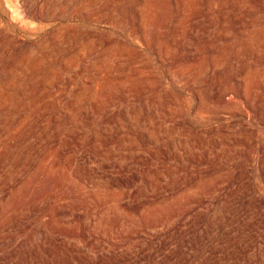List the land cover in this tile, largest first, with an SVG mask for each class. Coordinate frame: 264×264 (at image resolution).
<instances>
[{"label": "rangeland", "instance_id": "obj_1", "mask_svg": "<svg viewBox=\"0 0 264 264\" xmlns=\"http://www.w3.org/2000/svg\"><path fill=\"white\" fill-rule=\"evenodd\" d=\"M114 1L0 0V229L11 225L3 234L20 227L30 231L56 207L66 205L73 211L84 212L81 221L90 232L106 223L113 231H129L145 226L146 216L163 218L173 214L176 207L194 206V197L216 191L217 186L221 187L216 191L218 196L203 204L210 203V207L212 201L220 202L236 186L239 174L244 173L250 189L234 203L238 214L233 231H221L215 240L202 236L199 243V237L188 234L186 241L181 242L189 259L185 264H264V218H258L250 227L244 225V217H248L244 207L249 196L264 199V0ZM244 81L250 83L249 96L258 95L256 101L251 98L253 111L243 100H235L232 92L218 94L221 86L241 88ZM225 99L230 105L222 104ZM234 102L238 105L236 113L231 106ZM197 175H203L202 179H197ZM227 179L230 184H226ZM162 198L165 201L161 202ZM126 203L142 207L126 209ZM200 207L194 206V212L203 211ZM206 213H212L210 208ZM185 219L176 218V226ZM249 219L253 220H246ZM10 220L16 224H8ZM162 229L165 227L151 229L150 235L142 232L140 236L150 240ZM201 232L199 228L197 233ZM36 234L42 237L40 225ZM54 236L65 238L59 233ZM115 236L120 240L119 235ZM21 240L12 239L5 250L18 248ZM214 243L224 250L215 251Z\"/></svg>", "mask_w": 264, "mask_h": 264}, {"label": "bare ground", "instance_id": "obj_2", "mask_svg": "<svg viewBox=\"0 0 264 264\" xmlns=\"http://www.w3.org/2000/svg\"><path fill=\"white\" fill-rule=\"evenodd\" d=\"M9 1V0H8ZM114 1V0H113ZM146 1V0H145ZM176 1V0H175ZM189 1V0H188ZM217 1V0H215ZM232 1V0H231ZM236 1V0H235ZM115 2V1H114ZM212 2V1H211ZM225 2V1H224ZM108 3V2H107ZM184 3V2H182ZM214 3V2H213ZM217 3V2H216ZM219 3V2H218ZM234 3V2H233ZM264 3V2H263ZM115 4V3H114ZM146 4V3H145ZM174 4V2H173ZM187 4V3H186ZM223 4V3H222ZM239 4V3H238ZM130 5V4H129ZM143 5V4H142ZM192 5V4H191ZM190 5V7H191ZM209 5V4H208ZM230 5V4H229ZM147 6V4H146ZM151 6V5H150ZM214 6V5H213ZM217 6V5H216ZM245 6V5H244ZM243 6V7H244ZM208 7V6H206ZM246 7V6H245ZM111 8V7H110ZM141 8V7H140ZM153 8V7H152ZM212 8V6H211ZM220 8V7H219ZM239 8V7H238ZM143 9V8H142ZM195 9V8H194ZM232 9V8H231ZM236 9V8H235ZM234 9V10H235ZM242 9V8H241ZM262 9V8H261ZM212 10V9H211ZM215 10V9H214ZM254 10V9H253ZM114 11V10H113ZM112 11V12H113ZM142 11V10H140ZM139 11V12H140ZM184 11V10H183ZM218 11V10H217ZM226 11V10H225ZM228 11V9H227ZM231 11V10H230ZM229 11V12H230ZM239 11V10H238ZM246 11V10H245ZM111 12V13H112ZM203 12V11H202ZM216 12V11H215ZM224 12V10H223ZM107 13V12H106ZM109 13V14H111ZM255 13V11L253 12ZM259 13V11H258ZM264 13V12H263ZM189 14V13H188ZM211 14V13H210ZM243 14V13H242ZM241 14V15H242ZM260 14V13H259ZM112 15V14H111ZM218 15V12H217ZM184 16V15H183ZM182 16V17H183ZM243 16V15H242ZM254 16V15H253ZM256 16V15H255ZM119 17V16H118ZM122 17V15H121ZM213 17V16H212ZM219 17V16H217ZM111 18V17H110ZM124 18V17H123ZM211 18V16H210ZM226 18V17H224ZM233 18V17H232ZM241 18V17H239ZM247 18V17H246ZM112 19V18H111ZM120 19V17H119ZM125 19V18H124ZM242 19V18H241ZM245 19V17H244ZM251 19V17H250ZM259 19V18H258ZM183 20V19H182ZM213 20V19H212ZM211 20V21H212ZM236 20V19H234ZM248 20V19H246ZM261 20V18H260ZM115 21V20H114ZM117 21V20H116ZM126 21V20H125ZM233 21V20H232ZM238 21V20H237ZM243 21V20H241ZM245 21V20H244ZM254 21V20H253ZM264 21V18H263ZM113 22V20H112ZM142 22V21H141ZM140 22V23H141ZM179 22V20H178ZM189 22V21H188ZM226 22V21H225ZM234 22V21H233ZM129 23V22H128ZM213 23V22H211ZM254 23V22H253ZM192 23L190 22V25ZM245 24V23H241ZM260 24V23H259ZM118 25V24H117ZM195 25V24H194ZM214 25V24H213ZM212 25V26H213ZM225 25H227L225 23ZM249 25V24H248ZM123 26V24H122ZM130 26V25H129ZM128 26V27H129ZM134 26V25H133ZM223 26V25H222ZM243 26V25H242ZM257 26V25H256ZM185 27V26H184ZM263 27V25H262ZM136 28V26H135ZM250 28V27H249ZM259 28V27H257ZM156 29V28H155ZM185 29V28H184ZM208 29V28H207ZM210 29V27H209ZM220 29V28H219ZM256 29V27H255ZM263 29V28H262ZM64 30V29H63ZM162 30V29H161ZM160 30V31H161ZM176 30V29H175ZM251 30V29H250ZM130 31V30H129ZM134 31V30H131ZM226 31V30H225ZM253 31V30H252ZM62 32V31H61ZM136 32V31H135ZM177 32V31H176ZM183 32V31H182ZM189 32V31H188ZM207 32V31H206ZM245 32V31H244ZM260 32V31H259ZM187 33V32H186ZM214 33V31H213ZM234 33V32H233ZM232 33V34H233ZM243 32H241L242 34ZM62 34V33H61ZM60 34V35H61ZM183 34V33H180ZM220 34V33H219ZM250 34V33H249ZM158 35V33H157ZM179 35V34H178ZM184 35V34H183ZM217 35V34H216ZM259 35V34H258ZM262 35V34H261ZM74 36V35H73ZM228 36V35H227ZM247 36V35H246ZM139 37V36H137ZM255 37V36H254ZM4 38V37H3ZM178 38V37H177ZM214 38V37H213ZM243 38V37H242ZM56 39V38H55ZM54 39V40H55ZM107 39V37H106ZM126 39V38H125ZM158 39V38H157ZM250 39V37H249ZM252 39V38H251ZM47 40V39H45ZM82 40V39H81ZM187 41V40H186ZM252 41V40H251ZM264 42V41H263ZM17 43V42H16ZM25 43V42H24ZM33 43V42H32ZM161 43V42H160ZM229 43V42H228ZM259 43V42H258ZM13 44V43H12ZM31 44V42H30ZM32 45V44H31ZM34 45V44H33ZM75 45V44H74ZM158 45V44H157ZM164 45V44H163ZM257 45V44H256ZM23 46V45H22ZM43 46V45H41ZM156 46V45H155ZM161 47V45H159ZM21 47V46H20ZM19 47V48H20ZM24 47V46H23ZM121 46H119L118 48H120ZM194 47V46H193ZM251 47V46H250ZM28 48V47H27ZM55 48V47H54ZM52 48V49H54ZM114 48V47H113ZM112 48V49H113ZM166 47H164L165 50ZM169 48V47H168ZM182 48V47H181ZM242 48V47H241ZM252 48V47H251ZM264 48V47H262ZM167 49V48H166ZM175 49V48H174ZM183 49V48H182ZM11 50V49H10ZM17 50V49H16ZM40 50V49H39ZM115 50V49H114ZM176 50V49H175ZM240 50V48H239ZM256 50V49H255ZM19 51V50H18ZM49 51V50H48ZM126 51V50H125ZM10 52V51H9ZM55 52V51H54ZM261 52V51H260ZM30 53V52H29ZM59 53V52H58ZM113 53V52H112ZM165 53V51H164ZM180 53L183 54V52L181 51ZM8 54V53H7ZM31 54V53H30ZM36 54V53H35ZM47 54V53H46ZM111 54V53H110ZM57 55V54H56ZM56 55L54 58H56ZM128 55V54H127ZM165 55V54H164ZM180 55V54H179ZM187 55V54H185ZM27 56V55H26ZM141 56V55H140ZM160 56V55H159ZM166 56V55H165ZM168 56V54H167ZM25 57V56H24ZM30 57V56H29ZM45 57H49V56H45ZM126 57V56H125ZM207 57V56H206ZM259 58V57H258ZM7 59V58H6ZM52 59V58H51ZM205 58H203L204 60ZM19 60V59H18ZM24 60V59H23ZM20 60V61H23ZM41 60V59H40ZM49 60V59H47ZM63 60V59H62ZM146 60V59H145ZM152 61V59H150ZM170 60V59H169ZM181 60V58H180ZM187 60V59H186ZM51 62V60H49ZM131 61V60H130ZM142 61V60H141ZM144 61V60H143ZM147 61V60H146ZM179 61V60H178ZM184 61V60H182ZM17 62V61H16ZM64 62V61H63ZM224 62V61H223ZM26 63V62H25ZM41 63V62H39ZM202 64V62H200ZM9 64V63H8ZM30 64V63H29ZM38 64V63H37ZM36 64V65H37ZM134 64V63H132ZM12 65V64H11ZM10 65V66H11ZM51 65V64H50ZM49 65V66H50ZM101 65V64H100ZM98 65V66H100ZM138 65V64H137ZM171 65V64H170ZM189 65V64H188ZM186 65V66H188ZM13 66V65H12ZM54 66V65H53ZM110 66V65H109ZM121 66V65H120ZM154 66V65H153ZM182 66V65H181ZM180 66V67H181ZM184 66V65H183ZM197 66V65H196ZM199 66V65H198ZM202 67V65H200ZM14 67V66H13ZM90 67V66H89ZM177 67V66H176ZM189 67V66H188ZM191 67V66H190ZM221 67V66H220ZM23 68V67H22ZM35 69V67H33ZM97 68V67H96ZM101 68V67H99ZM110 68V67H108ZM107 68V69H108ZM129 68V67H128ZM127 68V69H128ZM200 68V67H199ZM12 69V68H11ZM51 69V68H50ZM49 71H53L50 70ZM145 69V68H144ZM148 69H152V68H148ZM178 69V68H177ZM186 69V67H185ZM193 69V68H192ZM191 69V70H192ZM228 69V68H227ZM86 70V69H85ZM115 70V69H114ZM121 70V69H120ZM132 70V69H130ZM141 70V69H140ZM146 70V69H145ZM144 70V71H145ZM149 70V71H150ZM154 70V69H153ZM189 70V69H188ZM255 69H253L254 71ZM32 71V70H31ZM83 71V70H82ZM96 71V70H95ZM110 71V70H109ZM125 71V70H124ZM139 71V70H138ZM173 71V68H172ZM11 72V71H10ZM41 72V71H39ZM86 72V71H85ZM111 72V71H110ZM133 72V71H132ZM143 72V71H141ZM190 72V71H189ZM195 72V70H194ZM222 72V71H221ZM247 72V71H246ZM31 73V72H30ZM52 73V72H51ZM50 73V74H51ZM105 73V72H104ZM107 73V72H106ZM123 73V72H122ZM183 73V71H182ZM198 73V72H197ZM219 73V72H218ZM250 73V72H248ZM53 74V73H52ZM125 74V73H124ZM145 74V73H144ZM152 74V73H151ZM92 75V74H91ZM98 75V74H97ZM100 75V74H99ZM103 75V74H102ZM129 75V74H128ZM141 75V74H140ZM150 75V74H149ZM160 75V74H159ZM174 75V74H173ZM193 75V74H192ZM40 76V75H39ZM169 76V75H168ZM232 76V75H231ZM250 76V75H249ZM10 77V76H9ZM12 77V76H11ZM90 77V76H88ZM113 77V76H111ZM132 77V76H131ZM139 77V76H138ZM180 77V76H179ZM199 77V74H198ZM218 77V76H217ZM1 78V77H0ZM24 78V77H23ZM87 78V77H86ZM107 78V77H106ZM119 78V77H118ZM193 78V77H192ZM191 78V79H192ZM195 78V77H194ZM208 78V77H207ZM109 79V78H108ZM123 79V78H122ZM126 79V77L124 78ZM123 79V80H124ZM132 79V78H131ZM156 79V78H155ZM160 79V78H159ZM14 80V79H13ZM12 80V81H13ZM23 80V79H22ZM90 80V79H89ZM113 80V79H112ZM152 80V78H151ZM215 80V79H214ZM17 81V80H16ZM15 81V82H16ZM85 81V80H84ZM88 81V80H87ZM86 81V82H87ZM93 81V80H92ZM103 81V80H102ZM115 81V80H114ZM143 81V80H142ZM192 81V80H191ZM212 81V80H211ZM24 82V81H23ZM46 82V81H44ZM43 82V84H44ZM129 82V81H128ZM145 82V81H144ZM190 82V81H189ZM210 82V81H209ZM213 82V81H212ZM19 83V81H18ZM47 83V82H46ZM100 83V82H99ZM105 83V82H104ZM107 83V82H106ZM105 83V84H106ZM153 83H155V81H153ZM163 83V82H162ZM161 83V84H162ZM207 83V82H206ZM9 84V83H8ZM12 84V83H11ZM15 84V83H14ZM12 84V85H14ZM97 84V83H96ZM103 85V83H101ZM126 84V82L124 83ZM205 84V83H204ZM229 84V83H228ZM231 84V83H230ZM10 85V84H9ZM19 85V84H18ZM17 85V86H18ZM119 85V84H118ZM116 85V86H118ZM237 85V84H236ZM235 85V86H236ZM5 86V85H3ZM8 86V85H6ZM15 86V85H14ZM105 86V85H104ZM158 86V85H157ZM173 86V85H172ZM171 86V87H172ZM213 86V85H212ZM218 86V85H217ZM221 86V85H220ZM2 87V85H1ZM20 87V86H19ZM18 87V88H19ZM26 87V86H25ZM97 87V86H96ZM143 87V86H142ZM141 87V88H142ZM175 87V86H173ZM207 87V86H206ZM219 87V86H218ZM5 88V87H4ZM83 88V87H82ZM97 89V88H96ZM135 89V88H134ZM140 89V88H137ZM211 89V88H210ZM249 89H250V83L248 81H244V86L240 88V86L238 87V85L236 87H233V85H223L220 87L218 94L220 96L224 95V94H229L232 92L233 97H235L236 99H240L243 100L246 104V107L249 108L250 110H254L253 108V99L254 101H256V97H258V95H256L254 93V96L250 97L249 96ZM16 90V89H15ZM14 90V91H15ZM116 90V89H115ZM133 90V89H132ZM136 90V89H135ZM134 90V92H135ZM150 90V89H149ZM49 91V90H48ZM57 91V90H56ZM80 91V90H79ZM92 91V90H91ZM131 91V90H130ZM164 91V90H163ZM177 91V90H176ZM197 91V90H195ZM6 92V90H5ZM13 92V91H12ZM25 92V91H24ZM61 92H63L61 90ZM141 92V91H140ZM255 92V91H254ZM23 93V92H22ZM143 93V92H142ZM217 93V92H216ZM1 94V93H0ZM8 94V93H7ZM42 94V92H41ZM97 94V93H96ZM157 94V92H156ZM159 94V92H158ZM198 94V93H197ZM15 95V94H13ZM17 95V94H16ZM50 95V94H49ZM53 95V94H52ZM57 95V94H56ZM81 95V94H79ZM137 95V94H136ZM143 94H141L142 96ZM8 96V95H6ZM11 96V95H10ZM48 96V95H47ZM124 96V95H123ZM154 96V95H153ZM216 97V95H213V97ZM218 96V97H219ZM51 97V96H50ZM55 97V94L54 96ZM77 97V96H76ZM118 97V96H117ZM155 97V96H154ZM7 98V97H5ZM4 98V99H5ZM16 98V97H15ZM49 98V97H48ZM79 98V97H77ZM122 98V99H121ZM120 99L123 100V97H121ZM141 98V97H140ZM223 98V96H222ZM230 99V97H228ZM226 98V99H228ZM119 99V98H118ZM128 99V98H127ZM137 99V98H136ZM184 99V98H183ZM214 99V98H213ZM212 99V100H213ZM224 99V98H223ZM224 100L222 102L223 105L228 106L230 105V102L227 100ZM228 99V100H229ZM233 99V98H232ZM261 99V98H260ZM47 100V99H46ZM81 100V99H80ZM117 100V98L115 99ZM143 100V99H142ZM152 100V99H151ZM150 100V101H151ZM185 100V99H184ZM218 100V99H217ZM2 101V99H1ZM10 101V100H8ZM7 101V102H8ZM12 101V100H11ZM119 101V100H118ZM177 101V100H176ZM214 101V100H213ZM220 102V100H218ZM6 102V100H5ZM24 102V101H23ZM32 102V101H31ZM45 102V101H44ZM94 102V101H93ZM172 102V101H171ZM178 102V101H177ZM241 102V101H240ZM9 103V102H8ZM11 103V102H10ZM13 103V102H12ZM42 103V102H41ZM51 103H54L53 101ZM56 103V102H55ZM58 103V102H57ZM113 103V102H112ZM126 103V102H125ZM138 103V102H137ZM158 103V102H157ZM175 103V102H174ZM218 104V102H216ZM235 104L231 105L233 107L232 111L235 109V107H237V103L234 102ZM3 104V102L1 103ZM5 104V103H4ZM72 104V103H71ZM102 104V103H101ZM114 104V103H113ZM118 104V103H117ZM173 104V103H172ZM176 104V103H175ZM187 104V103H186ZM207 104V103H205ZM220 104V103H219ZM10 105V104H9ZM16 105V104H15ZM55 105V104H54ZM53 105V106H54ZM104 105V104H103ZM166 105V104H165ZM171 105V104H170ZM241 105V104H240ZM7 106V105H5ZM51 106V107H53ZM168 106V105H167ZM172 106V105H171ZM176 106V105H175ZM186 106V105H185ZM184 106V107H185ZM219 106V105H218ZM245 106V105H244ZM243 106V107H244ZM261 106V105H260ZM4 107V106H3ZM14 107V106H12ZM11 107V108H12ZM50 107V106H49ZM173 107V106H172ZM177 107V106H176ZM179 107V106H178ZM210 107V106H209ZM262 107V106H261ZM43 108V107H42ZM57 108V106H56ZM55 108V109H56ZM72 108V107H71ZM78 108V106H77ZM80 108V106H79ZM112 108V107H111ZM259 108V107H258ZM44 109V108H43ZM48 109V108H46ZM66 109V108H65ZM76 109V108H75ZM212 109V108H211ZM224 109V108H223ZM10 110V108H9ZM8 110V111H9ZM13 110V109H12ZM15 110V109H14ZM13 110V111H14ZM68 110V109H67ZM70 110V109H69ZM74 110V108H73ZM166 110V109H165ZM169 110V109H168ZM179 110V109H178ZM218 110V109H217ZM23 111V110H22ZM42 111V110H40ZM54 111V110H53ZM75 111V110H74ZM73 111V112H74ZM80 111V110H79ZM123 111V110H122ZM170 111V110H169ZM173 111V110H172ZM193 111V110H192ZM216 111V109H215ZM226 111V110H225ZM249 111V110H248ZM52 112V111H51ZM63 112V111H62ZM70 112V111H69ZM84 112V111H83ZM90 112V111H89ZM180 112V111H179ZM237 112V109L234 110V113ZM18 113V112H17ZM31 113V112H30ZM64 113V112H63ZM137 113V112H136ZM139 113V112H138ZM249 113V112H248ZM252 113V112H250ZM7 114V113H6ZM48 114V113H46ZM75 114V113H74ZM85 114V113H84ZM153 114V113H152ZM155 114V113H154ZM180 114V113H179ZM239 114V113H238ZM255 114V113H254ZM17 115V114H16ZM57 115V114H56ZM55 115V116H56ZM76 115V114H75ZM114 115V114H113ZM116 115V114H115ZM241 115V114H240ZM245 115V114H244ZM13 116V115H12ZM70 116V115H69ZM77 116V115H76ZM76 116H74L73 119L76 118ZM81 116V115H80ZM149 116V115H148ZM155 116V115H154ZM220 116V115H219ZM256 116V115H255ZM33 117V115H32ZM109 117V116H108ZM157 117V115H156ZM218 117V116H217ZM222 117V115H221ZM230 117V116H229ZM237 117V116H236ZM257 117V116H256ZM26 118V117H25ZM36 118V117H35ZM45 118V117H44ZM85 118V117H84ZM228 118V117H227ZM234 118V117H233ZM5 119V118H4ZM21 119V118H19ZM54 119V118H53ZM57 119V118H56ZM79 119V117H78ZM147 119V117H146ZM171 119V118H170ZM217 119V118H216ZM224 119V118H223ZM222 119V120H223ZM226 119V118H225ZM224 119V120H225ZM240 119V118H239ZM243 119V118H242ZM252 119V118H251ZM12 120V119H11ZM107 120V119H105ZM114 120V119H113ZM112 120V121H113ZM221 120V119H220ZM52 121V120H51ZM63 121V120H62ZM70 121V120H69ZM74 121V120H73ZM82 121V120H81ZM94 121V120H92ZM239 121V120H238ZM244 121V119H243ZM242 121V122H243ZM40 122V121H39ZM54 122V120H53ZM58 122V121H57ZM61 122V121H60ZM91 122V121H90ZM107 122V121H106ZM160 122V121H159ZM173 122V121H172ZM236 122V121H235ZM240 122V121H239ZM241 122V123H242ZM252 122V121H251ZM5 123V121L3 122ZM109 123V122H108ZM107 123V124H108ZM220 123V122H219ZM231 123V122H230ZM66 124V123H64ZM86 124V123H85ZM90 124V123H89ZM92 124V123H91ZM122 124V123H121ZM120 124V125H121ZM19 125V124H18ZM17 125V127H18ZM33 125V123H32ZM119 125V126H120ZM68 126V125H67ZM149 126V125H148ZM240 126V125H238ZM35 127V126H34ZM61 127V125H60ZM88 127V126H87ZM30 128V127H29ZM73 128V127H72ZM15 129V128H14ZM56 129V128H55ZM6 130V129H5ZM18 130V129H16ZM15 130V131H16ZM35 130V129H34ZM40 130V129H39ZM69 130V129H68ZM67 130V131H68ZM134 131V129H132ZM247 130V128H246ZM2 131V130H1ZM0 131V132H1ZM11 131V130H10ZM50 131V130H49ZM65 131V130H64ZM132 131V132H133ZM14 132V130H13ZM53 132V131H52ZM78 132V131H77ZM94 132V131H93ZM118 132V131H117ZM23 133V131H22ZM38 133V132H37ZM64 133V132H63ZM62 133V134H63ZM115 133V132H114ZM21 134V133H20ZM28 134V133H26ZM36 134V133H34ZM71 134V133H70ZM124 134V133H123ZM127 134V133H126ZM142 134V133H141ZM8 135V134H7ZM121 135V134H120ZM119 135V136H120ZM129 135V134H127ZM138 135V134H137ZM154 135V134H153ZM257 135V134H256ZM61 136V135H60ZM90 136V135H89ZM104 136V135H103ZM130 136V135H129ZM144 136V135H143ZM170 136H173L172 134ZM217 136V135H216ZM44 137V136H43ZM72 137V136H71ZM106 137V136H105ZM122 137V136H120ZM159 137V136H158ZM194 137V136H193ZM215 137V136H214ZM257 137V136H256ZM26 138V137H25ZM73 138V137H72ZM108 138V137H107ZM118 138V137H117ZM128 138V136H127ZM139 138V137H138ZM137 138V140H139ZM143 138V137H142ZM172 138V137H171ZM170 138V139H171ZM179 138V137H178ZM188 138V137H187ZM248 138V137H247ZM50 139V137H49ZM65 139V138H64ZM109 139V138H108ZM147 139V138H146ZM192 139V138H191ZM206 139V138H205ZM91 140V139H90ZM127 140V139H126ZM134 140V139H133ZM136 140V141H137ZM148 140V139H147ZM145 140V141H147ZM162 140V139H160ZM193 140V139H192ZM249 140V138L247 139ZM8 141V140H7ZM6 141V142H7ZM35 141V140H34ZM67 141V140H66ZM69 141V140H68ZM86 141V140H85ZM104 141V139H103ZM118 141V140H117ZM116 141V142H117ZM140 141V140H139ZM159 141V140H158ZM179 141V140H178ZM207 141V140H206ZM205 141V142H206ZM246 141V139H245ZM14 142V141H13ZM41 142V141H40ZM94 142V141H93ZM143 142V141H142ZM151 142V141H150ZM169 142V141H168ZM190 142V141H189ZM201 142V141H200ZM247 142V141H246ZM251 142V141H249ZM12 143V142H11ZM15 143V142H14ZM114 143V142H113ZM144 143V142H143ZM184 143V142H183ZM191 143V142H190ZM68 144V143H67ZM73 144V143H72ZM81 144V143H80ZM132 144V143H131ZM135 144V143H134ZM140 144V143H138ZM137 144V146H138ZM153 144V143H152ZM172 144V143H171ZM185 144V143H184ZM10 145V144H9ZM36 145V144H35ZM74 145V144H73ZM105 145V144H104ZM129 145V144H128ZM143 145V144H142ZM164 145V144H163ZM191 145V144H190ZM198 145V144H197ZM7 146V145H4ZM13 146V145H12ZM11 146V147H12ZM76 146V145H75ZM123 146L125 147V145L123 144ZM130 146V145H129ZM148 146V145H147ZM171 146V145H170ZM184 146V145H183ZM182 146V148H183ZM193 146H195V144H193ZM192 146V147H193ZM206 146V145H205ZM249 146V145H248ZM96 147V146H95ZM107 147V145H106ZM135 147V146H134ZM173 147V146H172ZM81 148V147H80ZM159 148V147H157ZM164 148V147H163ZM194 148V147H193ZM234 148V147H233ZM239 148V147H238ZM262 148V147H261ZM9 149V147H8ZM44 149V148H43ZM55 149V147L53 148ZM71 149V148H70ZM79 149V148H78ZM86 149V148H85ZM123 149V148H122ZM162 149V148H161ZM11 150V149H10ZM22 150V149H21ZM56 150V149H55ZM80 150V149H79ZM105 150V149H104ZM103 150V151H104ZM108 150V149H106ZM131 150H134L133 148ZM155 150V149H152ZM158 150V149H157ZM177 150V149H176ZM194 150V149H193ZM258 150V149H257ZM261 150V149H260ZM263 150V149H262ZM4 151V150H3ZM37 151V150H36ZM35 151V152H36ZM54 151V150H53ZM52 151V152H53ZM101 151V152H103ZM136 151V150H135ZM149 151V150H148ZM151 151V150H150ZM163 151V150H162ZM175 151V150H174ZM183 151V149H182ZM186 151V150H185ZM20 152V151H19ZM105 152V151H104ZM127 152V151H126ZM164 152V151H163ZM189 152V150H188ZM243 152V151H242ZM26 153V152H25ZM29 153V152H28ZM27 153V154H28ZM71 153V152H70ZM84 153V152H83ZM170 153V152H169ZM174 153V152H173ZM209 153V152H208ZM5 155V151L3 153ZM54 154V152H53ZM103 154V153H102ZM164 154V153H161ZM175 154V153H174ZM184 154V153H183ZM199 154V153H198ZM197 154V155H198ZM18 155V154H17ZM20 155V154H19ZM26 155V154H25ZM50 155V154H49ZM152 155V154H151ZM160 155V154H159ZM165 155V154H164ZM179 155V154H178ZM177 155V156H178ZM255 155V154H254ZM259 155V154H258ZM72 156V155H71ZM103 156V155H102ZM101 156V157H102ZM143 156V155H142ZM170 156H174V155H170ZM207 156V155H206ZM1 157V156H0ZM70 157V156H69ZM80 157V156H79ZM130 157V156H129ZM136 157H140L137 156ZM148 157V156H146ZM181 158V156H179ZM186 157V156H185ZM252 157V156H251ZM71 158V157H70ZM110 158V157H109ZM169 158V157H168ZM179 158V159H180ZM203 158V157H202ZM208 158V157H207ZM221 158V157H220ZM253 158V157H252ZM256 158V157H255ZM24 159V158H23ZM49 159V158H48ZM82 159V158H81ZM99 159V158H98ZM111 159V158H110ZM150 159V158H148ZM152 159V158H151ZM178 159V158H177ZM186 159V158H185ZM136 160V159H135ZM187 160V159H186ZM198 160V159H197ZM196 160V161H197ZM208 160V159H207ZM218 160V159H217ZM257 160V159H256ZM263 160V159H262ZM17 161V160H16ZM30 161V160H29ZM115 161V160H114ZM146 161V159H145ZM200 161H202L200 159ZM23 162V161H22ZM44 162V161H42ZM46 162V161H45ZM113 162V161H112ZM111 162V163H112ZM131 162V161H130ZM183 162V161H182ZM204 162V161H203ZM202 162V163H203ZM206 162V161H205ZM248 162V161H247ZM261 162V161H260ZM144 163V161H143ZM161 163V162H160ZM16 164V163H15ZM83 164V163H81ZM107 165V163H105ZM178 164V163H177ZM186 164V163H185ZM198 164V162H197ZM245 164V163H244ZM28 165V163H27ZM39 165V164H38ZM37 165V166H38ZM151 165V164H150ZM263 165V164H262ZM261 167H257L258 170H261ZM59 166V165H58ZM63 166V165H62ZM105 166V165H104ZM66 167V165H65ZM118 167V166H117ZM167 167V166H166ZM174 167V166H173ZM254 167V166H253ZM17 168V166L15 167ZM24 168V167H23ZM63 168V167H62ZM81 168V167H80ZM106 168V167H105ZM147 168V167H146ZM171 168V167H170ZM236 168V167H234ZM243 168H245L243 166ZM37 169V167H36ZM103 169V168H102ZM126 169V168H125ZM124 169V170H125ZM159 169V168H158ZM50 170V169H49ZM83 170V168L81 169ZM127 170V169H126ZM165 170H167L165 168ZM15 171V170H14ZM35 171V170H34ZM48 171V170H47ZM89 171V170H87ZM147 171V170H146ZM171 171V170H169ZM264 171V170H262ZM261 171V172H262ZM69 172V170H68ZM75 172V171H74ZM82 172V171H81ZM121 172V171H120ZM124 172V171H123ZM212 172V171H211ZM229 172H231L229 170ZM12 173V172H11ZM19 173V171H18ZM115 173V172H114ZM135 173V172H134ZM169 173V172H168ZM222 173V172H221ZM227 173V172H226ZM5 174V173H4ZM220 174V173H219ZM17 175V174H16ZM32 175V173H31ZM69 175V174H68ZM222 175V174H221ZM244 173L239 174L238 176V180H237V184L235 187L230 188L222 197V200L220 202H213L210 205V207L208 205L203 204L204 202H206L207 200H212V198L216 197V194L218 191H220L221 187L219 188L217 186V192L216 191H210L208 192V194H201L200 197H194V206L200 207L202 206L203 211L199 210L197 212H194V206L192 205H186V206H179L176 207L174 210V213L167 216L165 215V217L160 218V217H152V216H146L145 218H147L148 223L143 224L142 228H136L134 227L132 230L127 231L126 229L123 231L120 230H111V228L108 227V223L104 224L105 227H97V228H93L92 232H90V230H88V225L84 222L81 221V218H83L84 216V212H76L73 211L71 207H67L66 205L60 206V207H56L55 208V212H52L49 214L48 218L45 220L40 221L39 223H35L33 226V229H31L30 231H26L23 227L17 228L15 231H12L11 233L8 231L7 233L3 234L4 230H8V228L11 225H8L7 228L5 229H0V251H2L3 253L0 254V264H185L186 261H188V257L185 255L184 253V248L183 244L181 242L186 241V238L188 237V234L192 233L189 236H196L199 237L197 242L199 243L202 240V236L208 238V239H213L215 240L217 237V234H219L221 231L223 233H227V232H231L233 231V228L235 227V223L234 221L236 220L237 217V211L234 207V203L236 202V200L238 199V197L240 196H245L246 194H248V190L250 188H248L247 186V182L244 180ZM92 176V175H91ZM135 176V175H134ZM150 176V175H149ZM158 176V175H157ZM169 176V174H168ZM194 176V175H193ZM192 176V178H193ZM198 176V175H197ZM214 176V175H213ZM30 177V176H29ZM28 177V178H29ZM79 177V175H78ZM81 177V176H80ZM79 177V178H80ZM108 177V176H107ZM119 176H117L118 178ZM138 177V176H137ZM203 175H200L195 178L197 179H202ZM84 178V177H83ZM134 178V177H132ZM136 178V177H135ZM146 178V177H145ZM158 178V177H157ZM157 178L155 179L156 181ZM4 179V178H3ZM7 179V178H5ZM77 179V178H75ZM74 179V180H75ZM120 179V178H118ZM162 179V178H161ZM164 179V178H163ZM162 179V180H163ZM247 179V178H246ZM13 180V179H12ZM78 180V179H77ZM83 180V179H82ZM89 180V179H88ZM114 180V178H113ZM133 180V179H132ZM137 180V179H136ZM207 180V179H206ZM6 181V180H5ZM4 181V182H5ZM117 181V180H116ZM121 180H119L120 182ZM127 181V180H126ZM189 181V180H188ZM194 181V180H193ZM214 181V180H213ZM10 182V181H8ZM26 182V181H25ZM79 182V181H78ZM145 182V181H144ZM148 182V181H147ZM173 182V181H172ZM207 182V181H206ZM229 179L226 180V184L229 183ZM1 183V182H0ZM31 183V182H30ZM29 183V184H30ZM82 183V182H81ZM80 183V184H81ZM90 183V182H88ZM121 183H123L121 181ZM159 183V182H158ZM190 183V182H189ZM193 183V182H192ZM32 184V183H31ZM76 184V183H75ZM78 184V183H77ZM156 184V183H155ZM183 184V183H182ZM230 184V183H229ZM135 185V184H134ZM159 185V184H158ZM167 185V184H166ZM169 185V184H168ZM191 185V184H190ZM198 185V184H197ZM256 185V184H255ZM80 186V185H79ZM96 186V185H95ZM104 186V184H103ZM114 186V183H113ZM120 185H118L117 187H119ZM163 186V185H161ZM160 186V187H161ZM208 186V185H207ZM81 187V186H80ZM112 188V186H110ZM203 187V186H202ZM228 187V186H227ZM252 187V186H251ZM108 188V187H107ZM165 188V187H164ZM184 188V187H183ZM188 188V187H187ZM259 188V187H258ZM1 189V187H0ZM3 189V188H2ZM7 189V188H6ZM19 189V187H18ZM95 189V188H94ZM101 189V187H100ZM178 189V186H177ZM204 189V188H203ZM224 189V188H223ZM261 189V188H260ZM83 190V189H82ZM109 190V189H108ZM116 190V189H115ZM227 190V189H226ZM256 190V189H255ZM259 191V189H257ZM18 191V190H17ZM128 191V190H127ZM153 191V190H152ZM100 192V191H99ZM107 192V191H106ZM114 192V191H113ZM117 192V191H116ZM216 192V193H215ZM98 193V191H97ZM96 193V194H97ZM101 193V192H100ZM103 193V192H102ZM119 193V192H118ZM160 193V192H159ZM168 193V191H167ZM178 193V192H177ZM186 193V192H183ZM256 193V192H255ZM117 194V193H116ZM121 194V193H120ZM154 194V193H153ZM251 194V193H250ZM249 194V195H250ZM13 195V194H12ZM136 195V194H135ZM180 195V194H179ZM187 195V194H186ZM254 195V194H253ZM262 195V194H261ZM7 196V195H6ZM129 196V195H128ZM127 196V198H128ZM133 196V195H132ZM156 196V195H155ZM167 196V197H166ZM165 199H168L169 195H166ZM175 196V195H174ZM218 196V194H217ZM221 196V195H220ZM138 197V196H137ZM162 197V196H161ZM182 197V196H181ZM187 197V196H186ZM259 197V196H258ZM6 198V197H5ZM91 198V197H90ZM119 198V197H118ZM117 198V199H118ZM121 198V197H120ZM151 198V197H150ZM191 198V197H190ZM244 198V197H243ZM262 198H264L262 196ZM53 199V198H51ZM138 199V198H137ZM163 199V198H162ZM175 199V197H174ZM159 200H160V196H159ZM206 200V201H205ZM165 201L164 199L161 201L163 202ZM136 202V200H135ZM148 202V201H147ZM146 202V203H147ZM239 202V201H238ZM244 202V201H243ZM116 204V203H115ZM157 204V203H156ZM170 204V203H169ZM202 204V205H201ZM237 204V203H236ZM245 204V203H244ZM141 204L135 203V204H127L125 208L126 209H133L136 208L138 210H140L138 207H140ZM180 205V204H179ZM185 205V204H184ZM240 205V204H239ZM144 206V205H143ZM244 206V205H243ZM142 207V206H141ZM148 207V206H147ZM146 207V209H147ZM157 207V206H156ZM113 208H115L113 206ZM145 208V207H144ZM150 208V207H149ZM168 208V207H167ZM201 208V207H200ZM210 208V211L212 213H206V210ZM96 209V208H95ZM142 209V208H141ZM157 209V208H156ZM155 209V210H156ZM163 209V208H162ZM20 210V209H19ZM145 210V209H144ZM170 210V208H169ZM244 210L247 211V215L248 217L253 218V220L249 219L246 220L248 217H244V225L245 227H250L254 221H256L258 218H264V199H258V198H254L252 196H249V198L246 200V206L244 207ZM33 211V210H32ZM110 211V210H109ZM133 211V210H132ZM148 211V210H147ZM151 211V210H150ZM202 211V212H201ZM205 211V212H204ZM209 211V210H208ZM113 212V211H112ZM115 212V211H114ZM113 212V213H114ZM140 212V211H139ZM154 212V211H153ZM157 212V210H156ZM161 212V211H160ZM163 212V211H162ZM167 212V211H166ZM241 212V211H240ZM145 213V212H144ZM143 213V214H144ZM165 213V212H164ZM246 213V212H245ZM35 214V213H34ZM91 214V213H90ZM142 214V215H143ZM217 214V215H216ZM95 215V214H94ZM156 215V214H155ZM69 216L67 218L64 219V217ZM110 216V215H109ZM108 216V217H109ZM129 216V215H128ZM44 217V216H43ZM101 217V216H100ZM103 217V214H102ZM142 217V216H141ZM182 217H187L186 221H183L180 226H176V218L177 219H181ZM97 219V218H96ZM10 220L8 222V224H16L14 223L15 221ZM93 221V220H92ZM123 221V220H122ZM121 221V222H122ZM60 222L65 223L67 226H62L60 224ZM108 222V221H107ZM114 222V220H113ZM181 222V221H180ZM116 223V222H115ZM125 223H127L125 221ZM140 223V222H139ZM203 223V225H202ZM120 224V223H119ZM118 224V225H119ZM40 225V228L42 230V237L39 238L36 234V231L38 229V226ZM110 225V224H109ZM103 226V225H102ZM122 226V225H121ZM120 226V227H121ZM140 226V225H139ZM165 227V230L162 231L157 234L153 239L150 240H144L143 238H141V233L142 232H146L150 235V231L151 229H157L158 227ZM177 227L176 229L173 230L174 227ZM16 228V227H15ZM199 228L201 229V233H197ZM116 229V228H115ZM128 229V228H127ZM55 233H59L61 235H63L65 238H62V240L58 239L57 237L54 236ZM152 234V233H151ZM115 235H119L120 240H118L116 238ZM152 236V235H151ZM20 237L21 243L19 245L18 248L14 249V250H10V251H6L5 248L7 245H9L12 241V239L14 240L15 238ZM6 238V239H5ZM150 238V237H149ZM5 239V240H4ZM73 239V240H71ZM195 241V240H194ZM195 243V242H194ZM171 245V246H170ZM195 247V246H194ZM225 249H226V245H224ZM212 248L216 251H222L224 250L222 245H217L216 243H214L212 245ZM167 250V251H165ZM190 254V253H189Z\"/></svg>", "mask_w": 264, "mask_h": 264}]
</instances>
